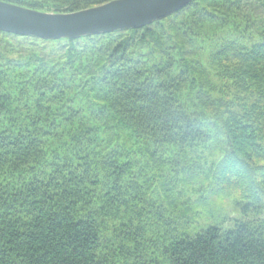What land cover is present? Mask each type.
<instances>
[{"label": "trees", "instance_id": "16d2710c", "mask_svg": "<svg viewBox=\"0 0 264 264\" xmlns=\"http://www.w3.org/2000/svg\"><path fill=\"white\" fill-rule=\"evenodd\" d=\"M219 27L238 37L190 60ZM210 187L242 217L209 208ZM261 192L264 0L78 40L0 31V264H145L146 243L165 264H264Z\"/></svg>", "mask_w": 264, "mask_h": 264}, {"label": "water", "instance_id": "95a60500", "mask_svg": "<svg viewBox=\"0 0 264 264\" xmlns=\"http://www.w3.org/2000/svg\"><path fill=\"white\" fill-rule=\"evenodd\" d=\"M195 0H116L86 10L42 12L0 1V31L41 40H78L136 30L180 12Z\"/></svg>", "mask_w": 264, "mask_h": 264}, {"label": "rangeland", "instance_id": "374dc122", "mask_svg": "<svg viewBox=\"0 0 264 264\" xmlns=\"http://www.w3.org/2000/svg\"><path fill=\"white\" fill-rule=\"evenodd\" d=\"M188 13L184 14L186 17ZM220 29V31L215 32L216 30ZM214 30H208L204 31L203 36H205L206 42L205 46H203V49L200 47L199 50L195 48L196 54L190 57V60H193L196 63L207 65V59L209 55V51L211 49V46H215L217 44H220L223 40H231L238 37V34L234 32V29L232 27L228 28H218ZM187 91V90H186ZM210 192L208 194L210 205L209 208H214L218 211H222L224 213H230L234 218H241L242 214L238 211L236 208V196L232 191L229 189H226V195L223 196L222 194H219L215 190L209 188ZM263 202H264V192H261L260 194ZM239 200H245L242 197H237ZM255 217V214H253ZM264 216V213H263ZM203 226H207L210 223L202 222ZM231 225V223L229 224ZM227 225V226H229ZM202 229L201 225H198L194 227L193 232H199ZM120 240V233H116V241L117 243ZM140 251H143L145 254V264H165V258L161 255L159 246H155L154 243H146L142 246H140Z\"/></svg>", "mask_w": 264, "mask_h": 264}]
</instances>
